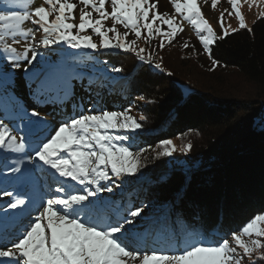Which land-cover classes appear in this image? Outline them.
Wrapping results in <instances>:
<instances>
[{
  "label": "snow or ice",
  "instance_id": "obj_1",
  "mask_svg": "<svg viewBox=\"0 0 264 264\" xmlns=\"http://www.w3.org/2000/svg\"><path fill=\"white\" fill-rule=\"evenodd\" d=\"M227 2L231 10L220 12L218 35L198 0H170L174 14L158 11L157 0H78L79 23L72 22L78 7L72 0H43L34 8L32 0H0V200L7 198L0 202V264H243L245 257L248 264L264 261V213L254 215L239 231L210 240L179 216L146 220L150 205L142 201L137 206L100 197L140 174L150 159L147 152L151 159L177 151L187 155L191 140L179 148L171 139H160L155 147L137 146L136 130L146 116L131 115V107L79 106L55 123L36 110L42 103L63 102L71 82L81 78L78 69L84 63L65 58L34 72L40 49L61 44L71 49H118L171 76L156 49L139 47L137 41L151 45L158 37L157 48L163 51L184 31L177 16L194 27L215 68L219 62L212 58L211 46L240 30L253 34L240 0ZM217 4L211 0L213 9ZM225 13L235 16L238 27L225 26ZM258 19H264V11ZM27 21L35 27L25 29ZM89 29L92 35L85 34ZM130 34L135 39H127ZM18 37L24 38L20 50ZM181 47L188 49L190 44L185 40ZM110 71L118 74L124 69L116 66ZM21 72L31 73L25 84L31 109L15 91L12 73ZM138 100L155 102L143 94ZM183 195L178 191L176 198ZM138 221L142 231L135 228Z\"/></svg>",
  "mask_w": 264,
  "mask_h": 264
},
{
  "label": "trees",
  "instance_id": "obj_2",
  "mask_svg": "<svg viewBox=\"0 0 264 264\" xmlns=\"http://www.w3.org/2000/svg\"><path fill=\"white\" fill-rule=\"evenodd\" d=\"M37 2L38 6L43 0ZM72 2L78 4V0ZM80 7L78 4L74 10V23H79ZM106 7L111 11L110 3ZM106 25L110 27L111 20L106 21ZM250 27L253 34L240 30L218 40L211 46L212 58L235 71L264 95V19L257 18ZM117 28L121 33L125 31L121 25ZM85 34L92 35L91 30ZM127 39L135 37L130 34ZM93 40L98 43L99 37L93 35ZM39 51L40 63L34 72L65 58L84 61L78 69L81 78L71 82L69 95L63 102L42 103L36 108L45 120L58 121L63 115L78 111L79 106L86 110L91 107L108 110L131 107V115L146 116L141 121L143 127L136 130L137 146L155 147L160 139L186 137L193 143L190 153L201 160V165L190 170L170 169L162 158L152 161L149 151L145 155L150 159L141 173L129 178L122 189L101 193L103 200L137 206L142 201L153 209V212L145 211V214L149 212L144 216L146 220L162 219L165 215L171 219L179 216L182 223L206 234L210 240L239 231L254 215L264 213V130L261 122H254L255 100L223 94L225 91L216 86L206 88L208 92L195 86L188 88L173 75L168 79L170 82L161 86L154 83L163 76L160 71L141 64L136 58L129 68L124 64L123 56L135 57L134 54L118 49H71L61 44L52 46V50ZM116 66L124 71L111 72ZM146 67L147 77L154 80L140 76ZM30 76L31 73H24L20 82L13 77L15 91L25 107L30 103L29 109L33 104L25 84ZM142 94L155 102L138 100ZM161 177H166V181ZM178 191L184 192L182 199L176 198ZM141 223L137 222L136 230L142 231Z\"/></svg>",
  "mask_w": 264,
  "mask_h": 264
},
{
  "label": "rangeland",
  "instance_id": "obj_3",
  "mask_svg": "<svg viewBox=\"0 0 264 264\" xmlns=\"http://www.w3.org/2000/svg\"><path fill=\"white\" fill-rule=\"evenodd\" d=\"M157 3L158 11L162 13L167 12L169 14H174L170 0H157ZM198 3L205 18L209 20L219 35L221 31L218 23L219 14L225 9L230 11L231 6L228 4L227 0H218L217 7L215 9L211 6V0H198ZM37 4V0H32L31 7L34 8ZM239 6L242 14L245 16L246 23L250 26L251 23L259 17L260 11H264V0H240ZM177 20L182 22L184 31L178 34L173 43L167 45L163 51H160L157 48L159 43L158 37L152 41L151 45L145 44L143 40L137 41V45L139 47H145L148 50L156 49L155 55L157 59L163 57L164 68L170 70L174 76H168L166 73L161 72V75L163 76L160 81L158 79V81H154V83L158 82L161 86H165L167 82H170L168 79H172V77L177 79L179 78L182 82H185V84L188 85V88L192 87L193 89L198 87L202 88L204 90L203 92H208L206 88H213L216 86V88L218 87L225 91L223 94H230L237 99L255 100L253 104V106H256L253 112V114H255L254 122H261L260 126H264V95H260V90H258V88L253 84L245 82V80H243L244 78H240L239 75L231 69L225 68L220 64L213 68L211 59H209V56L203 52L202 46L199 44L194 27L190 25L189 21L181 20L179 16H177ZM31 25V22L27 21L24 23L23 27L27 29L31 27ZM228 25L232 28H236L238 27V21L235 19L234 15L228 16L227 13H225V26ZM18 39H20L21 44L16 46L18 50H20L21 45L24 43V38L18 37ZM185 40H187L190 44L188 49L181 47ZM192 45L195 46V51H193V48L191 47ZM129 55L130 54L122 56L124 64L130 68L135 64L136 60L135 57ZM0 66H2V63H0ZM147 70L148 68L146 67L145 71L140 73V76L142 78H146L148 81L154 80L150 79V76L147 77ZM23 74V72L12 73V76L16 81L20 82ZM29 107L30 103H27V108ZM50 122L55 123L56 121L52 119ZM171 140L177 148H179L182 142L188 141L186 137H176L171 138ZM151 160L153 161L154 159ZM162 160L165 162L166 167L170 169L178 167L190 170L191 168L201 165L200 158L196 155H192L190 152L187 155H184L177 151L170 157H162ZM0 163H2V161H0ZM37 175H39V173H37ZM4 200H7V198H3L0 202H3ZM148 210H150L149 212H153L151 206ZM146 214H144V216H146ZM244 239H247V237H244ZM243 264H248L247 257L244 258Z\"/></svg>",
  "mask_w": 264,
  "mask_h": 264
}]
</instances>
